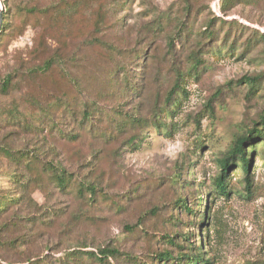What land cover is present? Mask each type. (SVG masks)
I'll use <instances>...</instances> for the list:
<instances>
[{"label": "rangeland", "instance_id": "obj_1", "mask_svg": "<svg viewBox=\"0 0 264 264\" xmlns=\"http://www.w3.org/2000/svg\"><path fill=\"white\" fill-rule=\"evenodd\" d=\"M6 2L13 15L0 33V146L46 145L50 159L76 179L88 174L100 191L89 207L73 192L33 190L40 211L15 206L0 218V264H31L26 257L52 264L78 246L120 252L109 264H173L151 256L162 246L150 239L174 233L190 236L196 247L202 238L199 264H264V138L245 145L250 195L233 162L229 196L214 187L219 161L237 138L252 127L264 132V0ZM71 5L68 17L55 21L21 12ZM181 22L191 30L175 38ZM111 74L126 77L132 88L122 84L126 94H115L105 80ZM253 76L261 80L252 91L237 84ZM177 78L180 90H173ZM65 97L92 100L112 114L155 117L159 126L149 128L136 148L122 147L127 134L106 146L87 134L70 143L17 127L15 119L31 106ZM59 128L67 132L71 124L66 120ZM1 151L0 191L9 196L16 168Z\"/></svg>", "mask_w": 264, "mask_h": 264}, {"label": "trees", "instance_id": "obj_2", "mask_svg": "<svg viewBox=\"0 0 264 264\" xmlns=\"http://www.w3.org/2000/svg\"><path fill=\"white\" fill-rule=\"evenodd\" d=\"M4 12L2 14L3 25L0 33L6 31L8 28L6 22L10 20L13 15V9L10 4L3 0ZM72 6H68L60 9L59 6L44 8L43 10H37V8L22 7L21 12L25 15L42 14L48 17L52 21L60 20L68 17V13L73 11ZM24 16V15H23ZM25 17V16H24ZM96 19L100 23V16L96 14ZM189 23L181 22L177 27V34L175 38L179 37V34L184 29H190ZM180 28V30H179ZM211 37V35H209ZM264 38V34H262ZM170 42H173V38H170ZM192 71H196L199 65V60L196 56H192ZM48 67V63L46 64ZM183 74V73H182ZM182 74H180L182 76ZM106 82L110 89L115 93L126 94L123 90H120L123 84L126 89L132 88V84H129L124 77V80H118L116 74H111V77H106ZM261 80L260 76L243 77L238 81V85H244L251 91L257 87ZM8 83L3 81V87L7 88ZM173 90H180V79L177 78L174 83ZM172 94H168L166 101L171 99ZM49 109V110H47ZM159 108L156 111L162 110ZM155 111V113H156ZM112 112V111H111ZM56 113V117L53 116ZM17 127L21 129L22 133L43 135L44 133L63 140L74 143L82 134H87L91 138L100 140V142L106 146L115 144L119 139L120 134H127V138L122 143V147L136 148L140 146L144 141V133L148 132L151 127H158L155 123L156 118H143L137 114H122L118 111L114 114L102 111L96 104H93L92 100H84L83 98H69L55 99L50 106L37 107L31 106L27 109L23 118H17ZM70 122L71 128L69 131L64 132L59 128L60 124L65 121ZM93 120L99 124L93 125ZM106 122L105 126L100 125L102 122ZM260 125H263L264 115L260 117ZM253 138H264V132L262 128L252 127L246 135H242L237 138L231 150L227 153L226 157L219 161V176L214 180V187L217 194L228 197L227 191V175L231 162L237 163L239 170L244 175V190L246 194L250 195L252 192V181L249 176V160L245 152V145L250 143ZM31 146V147H30ZM30 146H25L20 149L12 150L8 145H2L1 154L5 156L16 168L13 174L16 176L13 178L15 184V191L12 195L7 196L5 192L0 191V218L4 213L8 212L13 207H26L27 209H33L40 211L41 209L31 199L30 194L33 190L39 189L43 194L57 193H69L73 192L80 199L89 206L93 207L98 197L97 188L98 183L90 180L91 177L87 174L81 179H76L72 173L64 169L59 162L53 158H49L51 153L48 147L43 146L41 143L36 142ZM249 146H253L251 143ZM236 161V162H235ZM98 170V168H97ZM149 184L145 188H149ZM184 205V203H183ZM186 212H191L189 208L185 209ZM28 219V218H20ZM131 233L133 227H129ZM143 231V230H142ZM147 235V233H142ZM154 235H157L155 232ZM180 233H174L173 235H163V237H157L150 239V242L157 245H161L160 252H154L151 254L153 258L158 259L162 263L173 264H199L203 263L202 254L204 248V242L202 238L199 239V246L196 247L194 243H191L190 236H185ZM183 238L186 245L180 243V239ZM17 241V239L12 242ZM169 248H175L177 250L176 255H172V251ZM115 249L99 248L96 252L87 250L86 246H78L73 250L67 252L63 259L54 260L52 264H109V260L116 259L120 256ZM155 256V257H154ZM133 259L132 257H130ZM26 260L31 264H47L45 259L37 258L35 262L31 261L29 257Z\"/></svg>", "mask_w": 264, "mask_h": 264}, {"label": "water", "instance_id": "obj_3", "mask_svg": "<svg viewBox=\"0 0 264 264\" xmlns=\"http://www.w3.org/2000/svg\"><path fill=\"white\" fill-rule=\"evenodd\" d=\"M2 12H3V7L0 3V29H1V22H2Z\"/></svg>", "mask_w": 264, "mask_h": 264}]
</instances>
